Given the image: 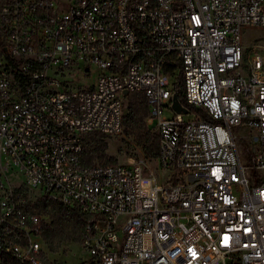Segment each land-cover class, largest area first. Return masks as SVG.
<instances>
[{
    "label": "built area",
    "instance_id": "2783aa9c",
    "mask_svg": "<svg viewBox=\"0 0 264 264\" xmlns=\"http://www.w3.org/2000/svg\"><path fill=\"white\" fill-rule=\"evenodd\" d=\"M256 26L264 0H0V264H45L26 187L84 216L96 264H264ZM125 89L146 98L165 174L83 161L85 134L121 132Z\"/></svg>",
    "mask_w": 264,
    "mask_h": 264
},
{
    "label": "rangeland",
    "instance_id": "374dc122",
    "mask_svg": "<svg viewBox=\"0 0 264 264\" xmlns=\"http://www.w3.org/2000/svg\"><path fill=\"white\" fill-rule=\"evenodd\" d=\"M242 43L244 45L250 46L255 45L262 52H264V28L260 26L246 27L243 31ZM97 73L98 70L96 68H93L92 75L83 76L81 73H77L76 79L80 84L83 85L92 84L96 79ZM128 101L129 99L127 98L125 100L124 113L127 112ZM165 113H167L168 115H172L173 110L170 108H166ZM183 116L185 119H192L195 117V110L190 109L188 112H185ZM145 123L146 117L141 120V130L139 132L131 128H125V125L123 124L121 132L112 135L105 134L106 136L104 137V141L106 142V146L104 147L103 152L99 153V156H96L94 160L103 163L113 162L128 164L133 160L142 158L146 163V171L151 172L152 170H154V172L156 171L158 175L165 174L167 170L158 165L157 157L154 158L146 156L142 149V145L139 143V141H141L142 139V136H148V132L142 126ZM154 132L156 131L153 129L150 130V133ZM89 136L94 137V135L92 134L86 135L87 140ZM241 143L243 147H246L248 145V143L245 141H242ZM86 146H88V149L90 148L88 143H86ZM25 193L32 199L33 202L41 196L38 191L30 187L25 188ZM34 206L36 210L42 213L48 221H52L53 219H55L61 207L58 202H52L47 207H43L42 205L38 204H35ZM65 213L67 215H70V213L66 211ZM68 229L79 234V241L63 240L57 248H53L47 240L46 244L48 247L46 248L45 253V264L91 263L89 254L81 244V227H77L74 222H70L68 224ZM56 242L57 240H55V244Z\"/></svg>",
    "mask_w": 264,
    "mask_h": 264
},
{
    "label": "trees",
    "instance_id": "16d2710c",
    "mask_svg": "<svg viewBox=\"0 0 264 264\" xmlns=\"http://www.w3.org/2000/svg\"><path fill=\"white\" fill-rule=\"evenodd\" d=\"M180 80L182 81V77H180ZM176 95L183 104L185 105L187 104L184 98L182 82H180L179 89L176 91ZM127 98L129 99V101L127 106V112L124 113L123 115V124L125 125V128H131L139 132L141 130L140 128L141 120L145 118L148 113L146 98L142 92H136V91L127 93L126 99ZM145 124H143L142 126L148 132V136L145 137L142 136V139L141 141H139V143L142 145V149L146 156L156 158L159 154L158 134L156 132L150 133V130L152 128L147 123ZM89 134L94 135V137L89 136L87 140L86 135ZM105 136H106L105 134L98 132H91L84 135L83 138L84 162L86 163L97 162L94 160L95 157L99 156V153H102L104 147L106 146V142L104 141ZM86 143H88V145L90 146L89 149L88 146H86ZM99 163H103V162H99ZM52 202H56V201L53 198L48 197L47 195H41L40 197H38L36 201L33 202V204L34 205L38 204V205H42L43 207H47ZM61 207L55 219L48 222L43 233L46 243L48 240L49 244L53 248H57L60 245L61 241L63 240L79 241V234L68 229V224L70 222H74L77 225V227L80 226L82 230V220L84 216L78 211H73L72 213H70V215H67L65 213L66 210L63 207L62 208ZM55 240H57L56 244H55ZM79 264H84V263H79ZM90 264H96V263L91 259Z\"/></svg>",
    "mask_w": 264,
    "mask_h": 264
},
{
    "label": "water",
    "instance_id": "95a60500",
    "mask_svg": "<svg viewBox=\"0 0 264 264\" xmlns=\"http://www.w3.org/2000/svg\"><path fill=\"white\" fill-rule=\"evenodd\" d=\"M125 94L128 93L127 89L123 91ZM173 107L176 111H187L188 109L182 105L181 101L179 100L178 96L176 94L173 95Z\"/></svg>",
    "mask_w": 264,
    "mask_h": 264
}]
</instances>
